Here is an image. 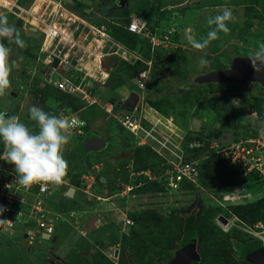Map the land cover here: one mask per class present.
I'll use <instances>...</instances> for the list:
<instances>
[{"label":"rangeland","instance_id":"374dc122","mask_svg":"<svg viewBox=\"0 0 264 264\" xmlns=\"http://www.w3.org/2000/svg\"><path fill=\"white\" fill-rule=\"evenodd\" d=\"M82 1L90 5V8H98L100 4V0ZM167 1L160 0L159 5L166 6V9L168 7L173 8L169 11L171 13H167V20L161 22L160 28H158V34H163L171 30L168 34L169 42L166 46L154 48L150 46L149 53L142 48L136 52L131 51L134 56L128 54V61H122L128 64L141 61L146 65L144 70L148 71L145 89L149 87V90H147L149 95L145 96L144 114L149 118L150 123L144 120L142 126L148 127L151 124H155V128L157 129L156 135L158 134L157 136L159 138H162V136L168 139L171 138L172 142L183 150V156H185L187 151L185 150L184 139L187 133L193 129V118L199 120V128L204 124L208 128L221 129L234 117L240 121L258 123L257 113L264 112V87L260 88L257 83H253L248 87H232L231 91L225 93L239 95L228 97L227 94H221L224 89L222 90L217 85L197 87V85H194L196 83L193 82V76L195 74L206 71L203 66L198 65V60L201 56L207 60V64L204 66L221 64L228 67L230 62L228 53H232L231 57L234 54L249 55L257 46L258 42H264V0H182L175 5H165ZM34 2L35 0H32L27 6L30 15H27L28 20L23 23L21 31L27 30L29 27L28 23L32 20L33 16L36 17L40 14L46 17L52 5H60L68 9L67 4H72L71 0H38L37 4L39 8L35 12L31 9ZM140 3L141 0H127L121 6L124 9H130L131 7L135 8ZM225 7L229 8L232 12L231 20L227 22L229 31L227 33H218V38L211 41L207 48L203 50L191 48L185 38L187 30L191 29L197 39L206 35L209 30V26L206 24V18L219 14ZM114 8H111L108 12L110 15H112ZM83 9H86V7H83L82 11ZM98 9L104 11L102 7ZM74 13L83 17V19L90 20V17L86 18L79 12L74 11ZM94 18H97V16L92 17V19ZM14 19L10 14L3 13L2 23L9 25L13 23ZM73 26L79 29L81 24L75 21L68 28L71 29ZM21 31L19 30L17 38L24 41V47L20 48L16 45L15 40L17 38L6 43V46L10 49L8 57L10 83L6 89L0 91V106L4 101H9V105L18 103V116L28 115L29 117V111L27 110L33 107L34 101L29 95L28 87L38 82L39 84H43L42 79L44 76L41 73V69L46 66L36 62V58L40 57V60L44 58L45 54L38 50L44 40L40 37L34 39L21 33ZM156 48L161 50L157 51L155 50ZM78 56H80V52L73 50L69 52L66 60L73 57L77 58ZM14 58L17 59L19 64L17 67L13 63ZM120 61V58L115 55L105 56L101 61V66L109 72L104 82L98 83L90 76H86L84 79L85 84L91 82L93 85V88L96 90L95 95L101 101L100 104L105 102L104 99L114 94L115 96L119 95L120 97H124L126 94L125 88L128 91H139L135 83L132 82L125 83L123 86L117 87L118 89L112 90L111 86L117 85L122 79L116 71L120 69V63H124ZM70 62L71 67L76 62L78 63L75 68L78 67L80 69L76 71L80 75L83 76L85 72H93V75L100 78L99 71H95L92 68L91 62L85 57H82L81 60L76 62L72 59ZM62 66L59 65L57 68L51 69L46 84L52 85V83L61 81L62 77L68 73V70H61ZM49 70L50 67H47V71ZM32 72H34V76L30 78ZM141 72L136 76H139ZM15 74L17 75L15 76ZM12 85L16 88L15 91L11 90L9 94H12L14 98L9 99L8 91ZM240 93L245 96V99L240 96ZM219 95L227 96L224 110L221 109L222 105L216 106L212 102ZM45 101L46 104H38L36 102L35 106L45 111L48 108L47 106L53 105V100L49 98ZM187 107H190V112L186 111ZM218 107L219 109H217ZM164 111L168 112L164 113ZM192 112L197 113V117L193 116ZM77 115L80 118L88 119V129L90 128V133L94 135L103 137L101 133L103 130L104 135H108L110 132L116 133L114 121L110 117L105 116L102 112V107L99 105L85 107V109L77 112V114H72L74 117H77ZM257 125L259 126L260 124ZM69 129L66 130L65 134H68L70 139L63 146L62 155L67 161V164L76 170L81 168L83 163L79 151L82 135H79L75 130L72 131ZM132 136L129 134L127 136L122 134L113 136L108 146L106 145L104 149L96 154V156H101L100 162L95 163V154L91 155L93 162L91 167L97 169V175L102 174V177H105L106 180L113 177L114 171L120 169V164L124 163L130 154L129 150L122 145V140L128 139L133 145H137V137L133 134ZM145 141L143 145H147L152 150L158 149L163 154L160 155L154 150L165 163L168 155L170 156L168 159H173L169 151L160 149L157 143H155V148H152L150 146L151 144H146L147 139ZM150 143L153 144V142ZM3 167L13 171V166L6 162L3 163ZM236 189L241 190L237 199L240 201L254 200L262 194V185L253 179L245 183L244 186H239ZM48 193L49 191L42 195L41 206L45 209L46 214L49 215L52 221L53 230H55L52 238L47 242L36 243L29 247L26 244L14 242L13 244L0 245V264H84L83 260L86 253L97 255L101 251L105 254V249L109 247L107 246L108 240L111 241L110 243H116L120 246V241H117V238L114 239L117 236V222L121 220L123 215L127 214L128 210L137 208L139 202L143 203L148 201L145 197H135L133 199V196L129 193L124 197L117 196L115 192L108 195L106 188L98 184L95 178L90 186L85 187L84 184H81L79 189H76L72 210H66L62 205L60 206L59 199L64 194V191L55 196L53 193L51 195ZM158 197L156 201L161 202L153 203V206L160 213H166L169 207H181L182 211L187 213L192 208L203 204V198H206V202L213 206L219 202V198L215 194L203 193V191H196L191 195L187 194L186 191L182 193H168L167 195H160ZM102 204L104 205L103 207ZM224 215L231 218L230 214L225 213ZM234 222L239 224L237 220ZM151 232L153 235L158 233L156 230H152ZM201 234L203 240L209 245L206 253V264H210V261L215 259H220L225 264H235L232 262V259L226 258L223 255L222 250H219V246L225 241L224 238L216 236L211 232L207 234L202 230ZM208 237H210L211 241L206 240ZM5 239L8 238H5L0 233V241ZM163 239H161L162 243H164L162 241ZM197 247L199 251V246L197 245ZM159 251V254H163V250ZM86 258L88 259V257ZM134 259L138 263L143 264L157 263V261L150 258L142 260L138 256H135ZM235 259H240L239 252L236 253ZM53 260H56L57 263L53 262ZM113 262L117 264L118 260L116 261L115 259Z\"/></svg>","mask_w":264,"mask_h":264},{"label":"trees","instance_id":"16d2710c","mask_svg":"<svg viewBox=\"0 0 264 264\" xmlns=\"http://www.w3.org/2000/svg\"><path fill=\"white\" fill-rule=\"evenodd\" d=\"M32 0H18L20 5L27 7ZM72 4H67V7L72 12H79L82 16L86 18L90 17L89 21L97 24H104L107 31L111 36L122 44L126 49L136 52L140 48L144 49L149 53L150 43L127 30L126 24L128 22L127 15L132 12L140 15L146 20L148 28L152 32L158 33V28L162 21H166L168 14L171 8L159 5L160 0H141L140 5L135 8L131 7L130 9H124L119 4H114L115 8L112 11V17L109 19L105 18L106 12H99L96 8H90V5H87L82 0H71ZM182 0H168L165 2V5H175ZM163 2V1H162ZM88 6V7H87ZM131 6V5H130ZM86 7V9L82 8ZM168 13V14H167ZM97 14V15H94ZM92 19V17H96ZM3 42V40H2ZM155 50L160 51L161 49L156 48ZM156 51V52H157ZM233 53H235L233 51ZM232 53H228V58L230 61ZM34 56V55H33ZM121 60V59H120ZM124 62V61H120ZM204 69H223L227 66L221 64H211L209 66H203ZM146 65L141 61H136L132 64L126 62L120 63V69L116 70L121 76V82L117 85L111 86L113 89H118L117 87L123 86L131 82V79L135 77L140 71L144 70ZM114 73V72H113ZM197 87L206 86V85H217L222 90L223 93L230 96L234 93H225L231 91L232 87H241L237 84H223V83H204V84H194ZM262 88L261 86H259ZM13 85L10 86L8 91L9 99L14 98L12 94H9L11 90L15 91ZM92 92H96L92 85L88 86ZM29 95L34 101V105L37 102L38 104H46L45 100L51 98L53 100V105L47 106L45 112L49 114L57 115V108L64 107L67 112H70L71 109H74L77 112L85 109V107H95L97 104L93 103L87 106H84V102L77 96L72 95L71 93L61 91L57 89L55 85H49L45 82L43 84H33L31 87H28ZM264 89V88H263ZM99 90V89H97ZM149 87L145 89V96L149 95ZM111 96H115L111 95ZM110 96V97H111ZM240 96L245 99V96L240 93ZM108 97V98H110ZM104 99V101L108 100ZM227 96L219 95L212 102L216 106H221V109H225ZM9 102V101H8ZM4 101L0 106V111H4L6 115H16L21 122L25 123L30 130H35L33 121L27 115L18 116V103L14 105H9V103ZM30 109V108H29ZM28 109V110H29ZM219 109V107L217 108ZM27 110V111H28ZM187 112H190V107L186 108ZM102 112L107 116L105 111L102 109ZM168 111H164L167 113ZM229 113V112H228ZM193 116H196L197 113L192 112ZM84 117V116H82ZM109 117V116H107ZM197 117V116H196ZM80 118V117H79ZM85 121L83 126L82 140L80 142V155L82 157V166L76 170L69 164L67 167L68 171V182L73 185L76 189H79L81 186L80 175L82 173L88 172L91 169L93 164L91 155L95 154L96 162H100L101 156H96L98 151H86L83 149L84 139L89 135H94L90 133L89 121L87 118H81ZM258 123H253L251 121H240L236 117L232 118L224 128H208L207 125L202 124L198 130L191 129L189 133L185 136L184 146L187 153L184 158L186 160L195 158L198 159L199 165V174H198V184L195 185L188 181H183L180 184V193L187 192L191 195L194 192H202L208 194H215L218 198H221V195L226 191L228 192L232 188L237 187L238 185L250 182V180H255L258 184H262V180H259L254 173L244 176L235 166L231 165L227 160L220 157L218 154L214 153L212 149L209 148L210 142L220 135L224 131H230L233 138H238L240 136H251L255 135L258 130L257 124H264V112L257 113ZM113 123L116 126V133H111L104 135V130L101 132L103 139L106 140L107 146L109 142L112 141L113 136L122 134L127 136V134H132L125 129L121 124L111 118ZM133 137V136H132ZM198 140L201 144L199 146L189 147L190 142ZM122 145L129 150V157L126 161L120 164V169L114 171V175L111 179L102 181V174L95 175L96 182L100 185H103L106 188L108 195L110 193L118 192L122 185L130 184L131 189L129 194L135 197L147 198L146 202H139V206L135 209L127 211V216L132 220V225H130L126 233H120V226L116 224V235L114 239L117 238V241H120V252L117 256V264H143L138 263L134 258L138 256L142 260L147 258L154 259L157 261L156 264H168L171 259L177 246L182 243L188 236L195 234L197 238V243L199 246L200 259L198 262H193L192 264H206V253L208 251L209 245L206 241L203 240L201 230L209 234V232L214 233L216 236L222 237L225 239L222 245L219 246V250H222L223 255L226 258L232 259V262L235 264H249L248 255L253 250V248L258 244L256 240L250 238L249 235L240 231L239 229L232 228L228 232H223L215 223L216 215L222 214H233L239 218L242 222L246 224H252L258 220L264 222V194L254 200H247L244 202L228 203L225 207L220 206L218 203L216 205H210L206 201V198H203V204L199 205L196 208H192L187 213L182 211L181 207H169L166 210V213H160L153 203L161 202L158 200V196L167 195L169 192L165 187V184L157 180H147L143 175H136L130 177L129 172L125 169L127 163H131L133 171H139L141 169L150 168L153 172H157L159 165L162 159L147 145H133L128 139L122 140ZM0 151H2V145H0ZM131 180V181H130ZM65 190V188H63ZM75 195L72 198L61 195L59 201L60 206L62 205L66 210H72V205L74 202ZM140 200V199H139ZM206 202V204H204ZM18 206L21 205L18 203ZM152 230L158 231L156 234H152ZM160 230V231H159ZM232 231V232H231ZM1 233V231H0ZM55 230H53V234ZM2 236L8 238L7 235L1 233ZM20 238V236H18ZM41 237V236H40ZM164 238L161 242V239ZM10 239V238H8ZM5 239L0 241V245L13 244L12 241ZM206 240L211 241L210 237ZM108 240L107 246L116 244L110 243ZM116 242V241H115ZM219 245V243H218ZM159 250H163V254H159ZM155 251L157 252L155 254ZM239 252L240 259L236 260L235 255ZM86 256V255H85ZM84 256V264H115L106 254H103L101 251L97 255H91L90 258ZM87 259V260H86ZM1 260V257H0ZM210 264H225L220 259L211 260ZM10 264V263H8Z\"/></svg>","mask_w":264,"mask_h":264},{"label":"built area","instance_id":"2783aa9c","mask_svg":"<svg viewBox=\"0 0 264 264\" xmlns=\"http://www.w3.org/2000/svg\"><path fill=\"white\" fill-rule=\"evenodd\" d=\"M3 13L10 14L15 18L14 20L20 18L23 23L27 22V15H30L29 9L24 5H20L18 0H0L1 19L3 18ZM110 17H112L110 13L105 16L107 19ZM127 20V30L146 39L152 48L166 46L169 42L168 34L171 30L163 34L152 32L148 28L146 20L132 12L127 15ZM31 21L34 23H30ZM31 21L28 23L29 27H34L36 32L39 31L40 38L44 40L43 44L41 43V47L38 48L39 52L45 54L44 58L40 60V57H37L36 62L46 66L52 62L53 57H57L59 59V65H68L65 70H68V73L62 77L61 81L53 83L57 89L79 97L84 102V106L93 103L99 105L107 116L117 121L137 137V145H143L146 142L145 139H147L146 144L149 143L152 148H155V143H157L160 149L169 151L171 158H173L172 160L168 159L170 158L168 155L166 163L162 160L157 172H153L150 168L133 171L131 163L129 162L126 164L125 169L129 172L130 177L143 175L147 180L161 181L165 184L169 193H178L180 184L183 181H188L195 185L198 184V159L192 158L186 160L183 156V150L177 144L173 143L171 138L168 139L165 136L159 138L157 136L158 134L156 135L157 129L155 128V124H151L148 127L142 126L144 120L150 123L149 118L144 114L147 70L142 71L136 77L135 85L139 91L135 92L138 98L131 110L115 108V104L110 101L111 97L100 104L101 101L99 98L88 88V86L92 85L91 82H89L90 84H85L84 79L86 76H90L98 83L104 82L108 77L109 72L101 66V61L105 56L115 55L127 60V55L132 54L130 50L126 49L111 36L104 24H97L83 19V17L76 15L74 12L60 5H52L46 17L42 15L33 16ZM75 21L79 22L81 27L78 26L79 29L74 26L71 29L68 28ZM0 23L2 22L0 21ZM73 50L80 52V56L66 60L69 52ZM82 57H85L91 62L92 68L95 71H99L100 78L93 75V72H85L83 76L76 72L80 70L78 67L75 68L76 64H78L76 61L81 60ZM72 59L75 60L76 64L71 67L70 61ZM48 79L45 74L42 80L47 82ZM125 92L126 96L130 91L126 89ZM72 112L74 113L72 109L70 112H67L64 107L57 108V115H62L70 120H76V124L71 126L69 130H75L78 134H81V127L84 121L72 116ZM142 133L143 135H141ZM216 138L210 142L209 148L227 160L231 165L235 166L244 176L254 173L259 180L263 181L261 192V195H263L264 136H261L257 132L251 136L231 137L229 142H221ZM150 142H153V144ZM200 144L196 140L190 142L189 147L199 146ZM153 150L163 155L158 149ZM3 163L4 161H0V231L7 235H13L16 232L17 225L24 222L28 225L25 234L26 241L27 244L31 245L35 242L37 234L42 232L52 233L53 224L46 214L45 209L41 206V199L42 195L49 189L59 184L40 182L25 189L15 183V173L3 167ZM95 168L97 167L95 166ZM68 171L69 169L66 168V174L63 182L60 184L67 182ZM80 180L85 183V187H88L94 180V175L88 172L82 173ZM130 189L131 185L125 184L117 195L122 197ZM240 193L241 190L236 188L231 189L222 196L219 205L225 207L228 203L236 202ZM18 203L21 207L18 206ZM235 219L237 220L236 217L233 218V220ZM131 224L132 220L130 218H124L121 232H126L128 226ZM217 224L223 231H227L230 226L235 225L233 221L229 220L225 224L217 220ZM235 226L243 232L260 239L264 244L263 221H257L250 225L241 222V225ZM113 253L114 250H111L108 256L114 258Z\"/></svg>","mask_w":264,"mask_h":264},{"label":"clouds","instance_id":"9594fccd","mask_svg":"<svg viewBox=\"0 0 264 264\" xmlns=\"http://www.w3.org/2000/svg\"><path fill=\"white\" fill-rule=\"evenodd\" d=\"M231 17H232V12L227 7H225L222 10V12H220L219 14L207 17L206 24L209 26V30L207 31L206 35L201 36L199 39H197L195 35L192 33V30L188 29L185 35L187 43L190 45L191 48L196 49V50H203L207 48V46L209 45L211 41L218 38V33H221V32L227 33L229 31L227 22L231 20ZM0 21L2 22V19ZM13 22H15V20ZM22 26H23V22H22ZM11 31L12 29L8 26L7 23H0V37L1 38L4 37V34L9 33ZM1 38H0V91H3L9 86V83H10V80H9L10 65L8 63L10 49L9 47L6 46L4 42H2L3 38L2 39ZM15 43L20 48L24 47V41L19 38L15 40ZM118 58H120L121 60H125L121 57H118ZM248 58L255 70L257 71L264 70V42H258L257 46L249 53ZM205 64H207V60L203 56H201L198 60V65L202 67ZM41 73L43 76H45L46 74L43 72ZM33 76H34V72L31 73V77ZM136 77L137 76L133 78L136 79ZM42 82L44 83L43 80ZM112 97H120V96L119 95L111 96V98ZM120 98H124V97H120ZM72 110L75 113V110L74 109ZM28 111H29L30 120L34 122V128H35L34 131L30 130V128L25 123L21 122L20 119L16 115H6L4 111H0V145H2V151H0V161H4L13 166V171L15 173V183L18 186H22L25 189L30 188L33 184H36V183L48 182V183L59 184V185H55L53 188L57 186H61L62 193L63 191L65 193V191L70 186H72L76 192V188L73 185L69 184L68 182V174H67V180H66L67 182L60 184L63 182V178L66 174V168H68L67 161L64 159L62 155L63 146L67 144L70 139V136L65 133L67 129H69L71 126L76 124V120L74 119L70 120L68 118L63 117L62 115L49 114L48 112H45L44 110L36 106L31 107ZM77 118H79L78 115H77ZM79 119L83 120L81 118ZM84 125H85V121H84L83 126ZM83 126L81 127L82 133H83ZM257 130L261 136H264V124H260ZM88 173L93 174L95 178V175L97 174V170L94 171V168L91 167ZM81 183L85 185L84 182L81 181ZM245 183H242L238 185L237 187L244 186ZM63 188H65V190H63ZM50 190L51 189H49L48 191ZM118 192H115L116 195ZM228 192L225 191L221 195V198H219V202L222 199V196ZM127 193H129V191H127ZM125 195H123L122 197H124ZM244 201L245 200H242V201L237 200L236 202H244ZM236 202H232V203H236ZM230 215H231V218L225 216L222 213L216 215L215 217L216 225L220 228V226L217 224V220L223 223L221 220H219V216H223L226 219V222L228 220L234 222L236 219L233 220V218L236 216L233 214H230ZM126 217L129 218L125 214L121 218V220L117 222L120 226V233H126V232H121L122 222H123V219ZM258 221H261V220H258ZM237 222H239V224H236L235 222L234 224L241 225L242 221L239 218H237ZM235 225L230 226V228L227 231H223L221 228L220 229L223 232H228L232 228L239 229ZM27 229H28V225L23 222L20 225H17L16 232L13 235H7V234L5 235H7L8 238H11L14 235L20 236L19 240H16V241L12 239L10 240H12V242L14 243H18L23 240L24 243L28 247L36 243L47 242L53 236V230H52V233L50 234L47 233L49 234L48 238L43 237L42 234L44 232H42L40 234H37V238L35 242L29 245L27 244L26 237H25ZM239 230L242 231L241 229ZM246 234L249 235L250 238H252L253 240H256L258 243L259 242L262 243L260 239L253 237L248 233ZM262 245L264 246L263 243ZM115 249H117L118 251L116 255H115ZM111 250H114V253H113L114 258H111L108 256ZM105 251H106L105 254L110 259L115 260L117 259V256L120 252L119 245L113 244L109 246L107 249H105Z\"/></svg>","mask_w":264,"mask_h":264},{"label":"water","instance_id":"95a60500","mask_svg":"<svg viewBox=\"0 0 264 264\" xmlns=\"http://www.w3.org/2000/svg\"><path fill=\"white\" fill-rule=\"evenodd\" d=\"M127 0H119V5H123ZM1 20V18H0ZM10 27V26H9ZM14 27H22V20L17 18L14 22ZM11 28V27H10ZM12 31L4 34V37L12 38L14 29ZM27 36L38 38L39 31H35L34 27H29L26 30ZM59 62L57 57L52 58L51 67L55 68ZM44 72V70H41ZM132 83H136V79L131 80ZM193 82L196 84L204 83H223V84H237L242 87H248L253 83H257L259 86L264 87V70L257 71L253 68L248 55L234 54L231 57L229 66L223 69H212L202 73H197L193 76ZM138 96L135 91L131 90L126 97H112L111 103L115 104V108L131 110L135 104ZM193 129L199 128V120L196 118L192 119ZM232 137V133L225 131L221 133L216 139L221 142H229ZM107 142L100 136L89 135L84 139L83 149L86 151H98L105 148ZM103 181L104 178L102 177ZM74 188L72 186L68 187L65 191V196L72 197ZM219 220L223 223L226 219L223 216H219ZM43 237L48 238L49 234L43 233ZM115 249V255L117 253ZM200 255L197 249V238L196 235L188 236L182 243H180L175 249L171 259L168 264H192L193 262H198ZM249 264H264V246L262 243H258L253 250L248 255Z\"/></svg>","mask_w":264,"mask_h":264},{"label":"flooded vegetation","instance_id":"af4514ba","mask_svg":"<svg viewBox=\"0 0 264 264\" xmlns=\"http://www.w3.org/2000/svg\"><path fill=\"white\" fill-rule=\"evenodd\" d=\"M118 1H119V0H116L115 2H114V0H100V1H99L100 4L98 5V8H99V7H102V8H104V11L98 9L97 7H96V9H97V11L99 10V12H101V13H103V12H109L111 8H114V7H115L114 4H116V5L118 4ZM112 5H113V6H112ZM8 26H10L11 28L14 29V33H13V35H12V38H10V39H9L8 37H2L3 39L1 38L5 44L8 43L9 41H12L13 39H16L19 30L21 31V29H22V27H19V28L14 27V22H13L12 24H9ZM21 33H24L25 35H27V34H26V29L23 30V31H21ZM39 37H40V34H39ZM39 37H38V38H39ZM32 38H34V37H32ZM34 39H37V38H34ZM36 60H37V58H36ZM13 63H14V66H15V67H17V66L19 65V64H18V61H17L16 58H14ZM58 66H59V63L57 64V66H56L55 68H57ZM67 66H68V65L63 64L61 70H62V71H65V70L67 69ZM20 67H21V66H20ZM47 67H50V70H49V71H47ZM63 67H64V68H63ZM55 68H52V67H51V63H50L49 65H46V67L43 68V69H41V70H44L43 73H46L47 77L49 78V74H50L51 69H55ZM17 71H18V70H17ZM58 72H59V71H58ZM59 73H60V72H59ZM17 74H18V73H17ZM17 74H15V76H16ZM60 74H62V73H60ZM30 78H32V77H30ZM30 78H29V80H30ZM23 88H24V87H23ZM28 90H29V89H28ZM18 243L25 244L23 240H22L21 242H18ZM106 249H107V248H106Z\"/></svg>","mask_w":264,"mask_h":264},{"label":"crops","instance_id":"0c3cea01","mask_svg":"<svg viewBox=\"0 0 264 264\" xmlns=\"http://www.w3.org/2000/svg\"><path fill=\"white\" fill-rule=\"evenodd\" d=\"M97 136H98V135H97ZM52 193L54 194V196L57 195V194L62 193V187H61V186H57V187L51 189V191H49L48 194L51 195ZM74 194H75V190H74L73 195H74ZM73 195H72V196H73ZM49 198H50V197H49ZM103 206H104V205L102 204V207H103ZM123 216H124V215H123ZM10 239L16 241V240H19V237H18L17 235H14V236H12ZM86 257L90 258V257H91V253H86ZM53 262L57 263L56 260H53Z\"/></svg>","mask_w":264,"mask_h":264},{"label":"bare ground","instance_id":"6f19581e","mask_svg":"<svg viewBox=\"0 0 264 264\" xmlns=\"http://www.w3.org/2000/svg\"><path fill=\"white\" fill-rule=\"evenodd\" d=\"M37 1H38V0H35V2L33 3L32 7H31V9L34 10L35 12H36V9L39 8V7H38V4H37ZM31 13H32V12H31ZM32 14H33V13H32ZM39 15H40V14H39ZM32 23H34V22L32 21Z\"/></svg>","mask_w":264,"mask_h":264}]
</instances>
